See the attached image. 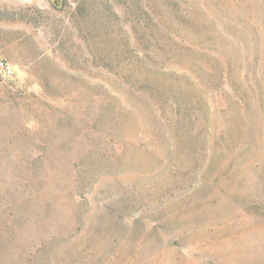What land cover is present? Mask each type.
I'll return each mask as SVG.
<instances>
[{
    "label": "rangeland",
    "instance_id": "rangeland-1",
    "mask_svg": "<svg viewBox=\"0 0 264 264\" xmlns=\"http://www.w3.org/2000/svg\"><path fill=\"white\" fill-rule=\"evenodd\" d=\"M0 264H264V0H0Z\"/></svg>",
    "mask_w": 264,
    "mask_h": 264
},
{
    "label": "built area",
    "instance_id": "built-area-1",
    "mask_svg": "<svg viewBox=\"0 0 264 264\" xmlns=\"http://www.w3.org/2000/svg\"><path fill=\"white\" fill-rule=\"evenodd\" d=\"M8 69V68H7Z\"/></svg>",
    "mask_w": 264,
    "mask_h": 264
}]
</instances>
